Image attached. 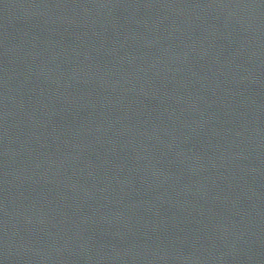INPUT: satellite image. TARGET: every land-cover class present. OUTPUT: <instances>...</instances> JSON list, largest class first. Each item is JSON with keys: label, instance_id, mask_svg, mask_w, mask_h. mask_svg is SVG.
Here are the masks:
<instances>
[{"label": "water", "instance_id": "95a60500", "mask_svg": "<svg viewBox=\"0 0 264 264\" xmlns=\"http://www.w3.org/2000/svg\"><path fill=\"white\" fill-rule=\"evenodd\" d=\"M0 264H264V0H0Z\"/></svg>", "mask_w": 264, "mask_h": 264}]
</instances>
